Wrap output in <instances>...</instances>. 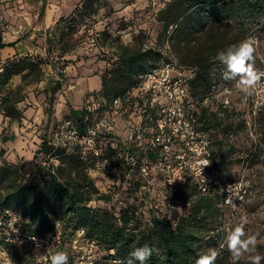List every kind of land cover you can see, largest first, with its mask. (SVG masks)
<instances>
[{"label": "trees", "instance_id": "obj_1", "mask_svg": "<svg viewBox=\"0 0 264 264\" xmlns=\"http://www.w3.org/2000/svg\"><path fill=\"white\" fill-rule=\"evenodd\" d=\"M107 1L110 0L77 2L70 14L60 16L47 31V42H54L53 29L62 30L59 54L61 57L66 55L70 51L69 42L73 40L75 27L86 17L95 15L98 4ZM156 16V21L161 24L160 33L166 50L156 49L152 44L143 45L140 35L134 37L133 44L122 43L117 38L112 42L111 50L115 59L101 75L100 93L105 99V107L112 108L113 112L116 110L113 106L115 99H119L123 105L118 112H128L137 101L143 106L144 98L139 87L144 77L162 63L170 61L171 56L176 58L179 68L189 70L186 84L191 95V90L197 86H205L210 95H215L218 87L227 89L230 80L223 79L225 66L217 58L225 47L223 30L226 26L233 27L230 21L235 22L238 31L244 36H249L255 29L264 28V0H170ZM198 33L207 34L206 40L194 56L187 58L188 60L181 57L180 61L172 46L190 44L198 37ZM102 34L112 37L105 30ZM1 39L0 35V48L5 45ZM226 43L232 42L226 40ZM45 63L46 59L42 56L33 58L18 55L1 65L0 110L4 116L12 121L22 122L24 115L18 107V103L24 100L21 93L25 86L42 80ZM15 76L21 78V84L12 88L10 84ZM62 86L60 78L50 89V106L46 109L48 118L55 95ZM197 97L195 95L193 98ZM69 106L68 117L57 122L41 137L39 146L33 152L34 170L31 174H24L21 165L5 159V149L0 148V229L12 230L10 220L16 218L14 225L24 234L21 238L15 234L13 237L4 234L1 238L13 264H42L30 254L27 237L46 235L54 230L56 223L61 226L63 238L53 252H66L68 264H79L74 255L64 247L73 242L80 230H84V241L95 243L94 264H109L112 258L127 261L135 248L145 245L155 249L145 264H196L201 256L202 242L215 239L214 236L207 235L216 212L230 207L223 202L224 192L203 193L193 176L184 185L174 189L165 183V198L169 207L175 208L179 201L186 207V212H182L175 221L158 213H152L148 220H144L135 203L120 208L118 212L108 207L93 206L92 202H105L106 198L90 175L91 167L83 155L84 144L88 141H73L68 138L58 141L55 132L74 126L80 135H86L87 128L107 117L94 120L91 106ZM202 110H193L192 115L200 124V130L207 133L211 140L219 127L226 128L228 122L235 118L236 111L232 105L221 111L216 110L215 114L208 113L205 108ZM220 112H223V117L217 115ZM159 116L157 108L146 106L143 109L140 140L129 141L127 136L115 133L114 128L111 133L98 134L94 139L105 140L107 161L113 164L118 162L124 178L134 181L137 189L148 192L154 189L150 188L149 183L153 185L154 182L149 181L150 177L143 176L141 167L149 164L152 169L161 158L162 148L155 142ZM147 122L151 124L148 125ZM148 129L150 133L147 132ZM8 140L5 135L1 137L3 143ZM262 142L264 143V132ZM41 155L43 158L39 161ZM128 156L134 157V164L128 161ZM137 172L141 179L136 177ZM216 174L219 185L224 190L226 186L221 184L220 176L217 172ZM31 175L43 177L42 182L30 183L28 180ZM259 254L264 256V246L260 247Z\"/></svg>", "mask_w": 264, "mask_h": 264}, {"label": "rangeland", "instance_id": "obj_2", "mask_svg": "<svg viewBox=\"0 0 264 264\" xmlns=\"http://www.w3.org/2000/svg\"><path fill=\"white\" fill-rule=\"evenodd\" d=\"M169 1L110 0L107 3L101 2L98 4V12L95 15L86 17L75 27L73 40L69 42L70 51L63 57L59 54V39L63 31L52 30L53 44L47 42V37H49L47 32L41 31L38 38L44 43L43 57L47 63L43 65L42 80L39 83L33 82L24 87L26 92L24 93L23 90L21 93L24 97V103L21 106L23 109L34 107L37 110L43 106L44 114L42 116L40 111L33 115L30 120L32 125L26 130H21L24 125L15 121L14 125L15 127L18 126L17 129L12 130L11 125H9L2 132L3 135H7L6 137L10 135L14 137L10 151L15 154L12 155V158H15V163L22 166L24 174L32 171L33 164L29 161V155L39 146L41 137L46 132L48 133L57 122L68 117L69 104L79 108L91 106L94 111V120L104 117L110 118L114 132L124 137L127 136L130 122L140 120L138 114L132 115L130 110L114 113L112 108L105 107V99L100 93L101 75L115 59L111 50L114 38L125 44H133L134 37L140 35L143 45L152 44L156 49L166 50L164 49L163 36L160 33L161 24L156 21V15ZM11 2V0L0 2V35L2 43L5 44L0 49L5 50L7 47L14 48L19 42L17 38L10 39V41L4 40V35L7 32L9 34L13 32V28L11 30L3 29L5 21L11 23L13 27L28 31V28L33 25L34 18L33 13L27 10L23 11L16 5H12ZM44 2L46 4L47 0ZM38 17L40 19L41 14H38ZM230 22L233 27L226 26L223 33L226 40L232 43H228V45L225 40V47L222 50L226 51L230 46H238L246 40L251 41L256 49L254 66L257 71L264 69V28L255 29L249 36H244L238 31L235 22ZM103 30L111 34L112 37L109 38L107 34H102ZM24 34L27 36L26 33ZM19 35L21 36V34ZM196 36L198 37L190 44L172 46V50L180 61H182L181 57L188 60L192 55L194 56L207 38V34L198 33ZM176 72H182L186 76L190 74L189 70L181 68H177ZM60 78L63 81V86L55 95L50 110V118H48L46 109L50 106V89ZM36 84L38 85L36 86ZM228 85L227 89L218 87L219 90L217 89L215 95H210L205 86L195 87L194 90H191L192 95L188 91L191 101L187 109L190 113L193 110L200 112L202 108H205L208 113L215 114L216 110L224 109L222 101L225 99H228L229 104L236 110L235 118L228 122L226 128L219 127L212 140L204 132L209 140L207 149L211 153V167L219 174L221 184L227 186L229 183H236L239 184L238 189L243 191L235 205L229 208L224 207L216 212V217L210 223L207 235L214 236L215 239L212 241H207V239L202 242L200 254L203 255L215 250L217 252L215 264H233L231 253L227 249L226 238L229 232L243 221H246V234L258 236V245L254 254L260 255V247L264 246V143L262 142L264 107L253 111V102L251 101L250 104L245 102V93L237 86V81L230 80ZM27 91L34 92L38 101L41 100L42 102L39 104L27 99ZM195 95H198L197 99L193 98ZM220 114L221 112L217 115L223 117ZM147 123L148 125L151 124V122ZM147 132L150 133L151 131L148 129ZM84 147L83 155L87 159L88 166L91 167L89 169L90 175L106 198L105 202H92L93 206L108 207L114 212H118L120 208L135 203L144 220H148L150 214L158 213L169 216L175 221L182 212H186V207L180 201L175 204V208L169 207L165 198L167 189L164 178L158 168L153 167L150 172L149 181L154 183L153 185L149 183V186L154 189L150 192L139 190L134 181L124 178L122 167L118 162L113 164L107 161L108 153L106 152L105 140L86 142ZM173 152L176 153L177 149L174 148ZM42 158L41 155L39 161ZM175 160V158L172 159L171 163H174ZM136 177L141 179L138 172ZM42 180L43 177L31 175L28 181L34 183L42 182ZM4 234L6 236L10 234L12 237L14 234L16 235L9 228L0 229V264H13L6 244L1 240ZM79 246L83 248L74 249L72 243H68L64 247L65 250L74 255L75 261L78 263L82 261V249L86 247V242H80ZM246 261L249 262V253H245L237 264Z\"/></svg>", "mask_w": 264, "mask_h": 264}, {"label": "built area", "instance_id": "obj_3", "mask_svg": "<svg viewBox=\"0 0 264 264\" xmlns=\"http://www.w3.org/2000/svg\"><path fill=\"white\" fill-rule=\"evenodd\" d=\"M177 68L179 67L176 59L171 57L170 61L162 63L144 77L142 85L139 87V92L144 98L143 106L139 105L137 101L134 103V107L130 109L131 114H138L140 120L130 122L127 139L129 141L141 139L143 109L146 106L148 108H157L160 116L157 120L155 142L161 146L162 155L154 167L158 168L163 174L167 186L171 189L177 188L184 185L188 178L193 176L203 193L221 194L223 191L224 204L233 206L238 202V198H234L231 203L226 200L228 193L225 189L229 184L224 187V190L221 189L218 175L211 168L210 152L207 149L209 140L207 135L200 130V124L196 122V118L187 109L191 101L186 84L187 76L182 72H176ZM258 72H264V69H259ZM244 100L249 104L251 101L253 102V111L262 109L264 107V80L250 93H245ZM222 105L224 109L228 108L230 105L229 100H223ZM113 106L116 109L114 113L123 108L119 99L114 100ZM220 115H223V112ZM112 130L113 124L110 118H107L87 128L86 135H80L78 129L71 126L66 130L56 131L55 137L58 141L68 138L73 141L87 140L88 142H93L98 134H109ZM174 148L177 149L176 153L173 152ZM127 158L131 164H134L133 156H128ZM174 158L176 159L175 162L171 163ZM206 162L209 164L206 165ZM141 172L144 177L149 178L150 165H143ZM231 184L234 185L236 183ZM236 185L239 188V184ZM242 192L240 189L239 197L242 196ZM15 222L16 218H11V228L21 238L24 234L14 225ZM84 234V230L78 231L72 242L74 249L83 248L79 244L84 241ZM27 238L29 251L33 258L42 264H51V256L55 254L53 249L57 244L61 243L63 235L60 224L56 223L52 232L43 236L32 235ZM85 242L86 247L82 249V261L79 264H94L95 243L89 240H85ZM110 252L113 253V250ZM109 264H126V261L112 258Z\"/></svg>", "mask_w": 264, "mask_h": 264}, {"label": "clouds", "instance_id": "obj_4", "mask_svg": "<svg viewBox=\"0 0 264 264\" xmlns=\"http://www.w3.org/2000/svg\"><path fill=\"white\" fill-rule=\"evenodd\" d=\"M255 47L251 41H243L238 46H230L226 51L218 54V60L225 66L222 77L225 80H236L237 86L244 93H250L264 80V72H258L254 66ZM209 163L206 162V165ZM180 179V178H179ZM176 180V179H175ZM173 180V181H175ZM170 181V182H173ZM225 191L226 200L231 203L239 198V189L236 184H229ZM246 221L236 226L227 235V249L231 253L233 264H237L245 253H249V264H261L264 256L254 254L258 245L257 235H247ZM223 247V245H221ZM155 249L147 245L135 248L126 261V264H145L153 255ZM217 252L205 253L196 260V264H215ZM66 252L60 251L51 256V264H68Z\"/></svg>", "mask_w": 264, "mask_h": 264}, {"label": "crops", "instance_id": "obj_5", "mask_svg": "<svg viewBox=\"0 0 264 264\" xmlns=\"http://www.w3.org/2000/svg\"><path fill=\"white\" fill-rule=\"evenodd\" d=\"M2 1L5 2L7 0H0V2ZM11 1H12L11 2L12 5H16L18 8H21V10L23 11L27 10L28 12L33 13V17H34L33 25H31L30 28H28L29 29L28 31H25V29L13 27L11 23L5 21L3 29L11 30L13 28V32L11 34L7 32V34L4 35L5 36L4 40L10 41V39L17 38L19 39V42L14 46V48L7 47L6 50L0 49V67L4 62L18 55H29L33 58L37 57L38 55L43 57L45 52V48L43 47L44 43L40 38H38V35L41 33L42 30L47 32L49 29H51L60 16L70 14L73 8L75 7V5L77 4V2H79L80 0H47L46 4L44 0H11ZM41 12H43V15L39 19L38 14L40 15ZM24 33H26L27 36ZM8 34L10 35V37ZM19 34H21V36ZM20 84H21V78L19 76H15L11 80L10 85L12 88H16ZM37 85L38 84H36V86ZM25 92L26 90H24V93ZM26 98L29 100H33L35 103L40 104V102H42L41 100L38 101L34 92L27 91ZM39 98L41 99L40 95ZM23 103L24 101L18 103V107L22 110L24 115L22 119L23 121L21 122L22 125L24 126L21 127V130H26L28 127L32 125V122L30 120L32 119L33 115H36L38 114V112L41 111L43 116L44 108L43 106H40L38 110L37 108L35 109L34 107L23 109L21 106ZM14 123L15 121H12L10 118L4 116L3 112L0 110V148L3 147L6 150L4 155L5 159L11 161H15V158H12V155L15 154L10 151L12 150V143H13L12 139L14 137H12L11 135L8 136L9 140L4 143L1 141V137L3 136L2 134L3 130L7 128L9 125H11L12 130L17 129L18 126L15 127ZM21 155L23 156V154ZM32 157H33V153L29 155V161L33 164ZM33 170H34V164L32 165V171L28 172L26 175L31 174Z\"/></svg>", "mask_w": 264, "mask_h": 264}]
</instances>
